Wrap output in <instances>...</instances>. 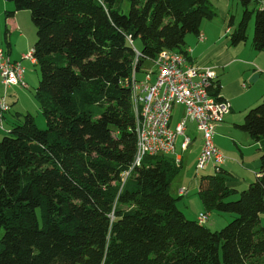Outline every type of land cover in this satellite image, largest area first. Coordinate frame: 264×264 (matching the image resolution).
I'll return each instance as SVG.
<instances>
[{"label":"trees","instance_id":"obj_1","mask_svg":"<svg viewBox=\"0 0 264 264\" xmlns=\"http://www.w3.org/2000/svg\"><path fill=\"white\" fill-rule=\"evenodd\" d=\"M6 1L15 5L7 17L29 10L37 28L35 97L46 128L29 113L0 139V264H264V152L261 175L243 191L223 166L201 177L206 213L236 216L216 232L188 220L172 195L174 158L136 165L134 41L137 73L163 51L184 54L187 36L215 18L211 0ZM239 2L233 46L248 41L252 20V0ZM253 47L264 52L263 7ZM239 128L264 140V97Z\"/></svg>","mask_w":264,"mask_h":264},{"label":"crops","instance_id":"obj_2","mask_svg":"<svg viewBox=\"0 0 264 264\" xmlns=\"http://www.w3.org/2000/svg\"><path fill=\"white\" fill-rule=\"evenodd\" d=\"M213 1L223 10V21L221 23L217 21L203 22L200 33L204 35L205 39L200 41L198 35L187 36L184 54L188 57L191 64L214 69L220 86V97L223 101L231 104L230 113L226 115L222 123L217 125L215 144L225 157L223 167L234 175L235 184L240 191L245 190L249 184L253 183L261 175L260 158L264 152V140L260 142L253 140L239 126L245 123L248 112L258 106L263 100L264 52L257 51L253 44L248 45V43L233 46L229 37L234 26H236L235 19L233 18L234 26H230V21L228 24L229 8L232 0ZM7 8L10 11L14 9L9 6H6ZM26 17L24 13L16 12L13 16L5 18L6 24H9L11 28L10 35L8 34L9 40L7 38L9 50L2 49L6 55L7 53L9 55L12 53V38L14 35L12 30L19 27V22H26ZM32 63L35 64V62ZM145 66L146 63L141 66L139 72L145 73L147 69H150L145 68ZM143 73L141 74L142 77H144ZM0 86L5 89L2 83ZM1 97L2 95H0ZM175 111L176 114H180L178 117L180 121L184 116V109L176 107ZM176 122L171 123L173 128L177 125ZM186 137L190 138L191 142L189 147L184 149L183 142ZM202 145L201 132L197 129L194 122L188 121L185 135L177 140L176 154L169 155L175 161L180 160V163L177 164L180 169L183 170L184 164L187 166L186 171L180 172L182 174L179 173L178 185L173 188L172 183L171 193L176 198L181 197L179 207L184 213L185 211L192 213L189 210V208L191 209L190 203L195 201L196 206L192 204L194 207L192 214L195 216L190 214V217H196L195 220L200 214L206 213L205 209H203L204 207L196 199V197L198 198L201 177L205 176L201 173L202 171L196 169ZM207 169H209V172H207L209 175L210 171H215V167L212 165ZM191 171H193L192 174H190ZM182 188L187 189V193L184 195L180 194ZM191 191H193L192 194L197 193V195H194L195 199L193 196L190 197ZM208 215L211 217V213H208Z\"/></svg>","mask_w":264,"mask_h":264},{"label":"built area","instance_id":"obj_3","mask_svg":"<svg viewBox=\"0 0 264 264\" xmlns=\"http://www.w3.org/2000/svg\"><path fill=\"white\" fill-rule=\"evenodd\" d=\"M264 8V0H258ZM199 40L205 39L199 33ZM135 60L133 75L127 87L133 90L134 109L137 124V156L139 166L145 156L175 155L177 140L185 135L187 122L192 121L202 133V150L197 159L196 169L206 170L210 165L218 169L225 164V157L215 144L217 125L222 123L231 111V104L218 100L212 95L217 76L211 67H200L189 62L185 54L174 51H163L152 61L153 68L147 69L146 79L137 80V70L143 55L133 45ZM35 60L32 55L23 59ZM25 70L20 62H13L0 49V79L5 89L23 83ZM176 107L184 109V116L172 128L171 122ZM12 105L7 96L0 99V125H4L5 115L11 111ZM186 137L183 148L190 145ZM177 164L180 160L176 161ZM187 193L186 188L180 194ZM208 213L199 216V222L207 223Z\"/></svg>","mask_w":264,"mask_h":264},{"label":"rangeland","instance_id":"obj_4","mask_svg":"<svg viewBox=\"0 0 264 264\" xmlns=\"http://www.w3.org/2000/svg\"><path fill=\"white\" fill-rule=\"evenodd\" d=\"M213 4V8L216 12V16L213 20H205V22H222L223 21V16H222V9L219 8V5L211 0ZM6 6L9 7H15L14 3L12 2H7L6 0H0V48L5 49L6 51L9 50V43H8V34L10 33L11 28L9 27V24H6L5 18L7 17V12H11L9 8L6 9ZM125 13L128 14L129 9H130V4L125 3ZM261 7L260 5L255 1L252 0V3L249 5V10L252 12V20L249 25V31H248V45L253 44V38H254V32H255V20H256V12L260 10ZM14 10V9H13ZM230 15L228 17V24L231 18L235 19V25H237L243 15H244V8L239 2V0H232L230 2ZM26 15V22H19V27L15 28L12 30V33H14L13 38H12V53L9 55L7 53L6 57H9L11 61L13 62H19L22 64L24 70H25V84L27 85L26 87L23 86H16V87H11L5 91L2 86H0V95H4L5 92H7L8 96V102L12 105V111L6 114V118L4 121V125H0V139L4 137L7 132L10 131L12 126L17 123L21 122L22 119H24V116L27 114H32L35 118V122L37 126L40 129H45L46 128V119L45 116L43 115V112L40 108V104L38 103L35 94H36V89L39 86V83L41 81L42 75L40 68L38 65L34 64L31 62L30 58L27 59H22L24 56H29L30 54L32 55L33 53V47L37 42V28L32 21V14L29 10L27 11H21ZM7 25V26H6ZM10 35V34H9ZM188 36H194V35H188ZM8 38V40H7ZM245 43V44H246ZM134 45L138 51H142V42L140 39L134 41ZM151 68L153 67V63L151 61L146 62L145 68ZM143 72H138L137 73V80L138 81H143L146 79L147 74H144V77L141 76ZM1 85V82H0ZM4 93V94H3ZM179 113L176 114V111L174 112V118L172 120L173 122H176L177 120L179 121ZM18 118V119H17ZM176 122V124L178 123ZM175 124V125H176ZM171 157V156H170ZM187 170L186 164L183 165V170L180 169V172H184ZM209 169L203 170L201 173L203 175H209L207 172ZM211 170V169H210ZM193 171L190 172L192 174ZM214 172L210 171V174H213ZM182 174V173H180ZM184 175V174H183ZM180 179V175H178L174 181H173V188L178 185V181ZM247 188V187H246ZM243 191V190H242ZM193 191H191V196L194 197V195H197V193L192 194ZM186 199V198H184ZM196 199L199 201V204L203 206L202 201L198 195V198ZM180 203V202H179ZM186 203L188 204L187 200ZM191 204V209L189 210L193 213L194 207L193 205L196 206L195 201ZM193 204V205H192ZM189 207V204H188ZM205 209V208H203ZM192 213L185 211L186 217L188 220H195L196 217H190L195 216ZM203 214V213H202ZM201 215V214H200ZM233 214H228V213H219L217 211H212L211 217H209V220L205 224L207 228H209L211 231L216 232V231H221L223 230L233 219ZM262 225L264 226V215L262 216ZM4 234V230L0 231V238H2Z\"/></svg>","mask_w":264,"mask_h":264},{"label":"bare ground","instance_id":"obj_5","mask_svg":"<svg viewBox=\"0 0 264 264\" xmlns=\"http://www.w3.org/2000/svg\"><path fill=\"white\" fill-rule=\"evenodd\" d=\"M202 134V133H201Z\"/></svg>","mask_w":264,"mask_h":264}]
</instances>
